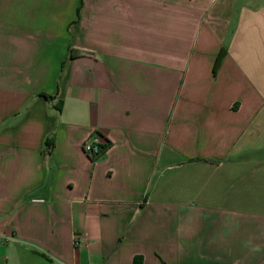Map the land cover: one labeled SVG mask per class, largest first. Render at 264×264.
I'll return each instance as SVG.
<instances>
[{
  "label": "crops",
  "instance_id": "obj_1",
  "mask_svg": "<svg viewBox=\"0 0 264 264\" xmlns=\"http://www.w3.org/2000/svg\"><path fill=\"white\" fill-rule=\"evenodd\" d=\"M0 264H264V0H0Z\"/></svg>",
  "mask_w": 264,
  "mask_h": 264
},
{
  "label": "built area",
  "instance_id": "obj_2",
  "mask_svg": "<svg viewBox=\"0 0 264 264\" xmlns=\"http://www.w3.org/2000/svg\"><path fill=\"white\" fill-rule=\"evenodd\" d=\"M98 137L92 135L88 140L82 143L81 149L89 158L99 155L102 152Z\"/></svg>",
  "mask_w": 264,
  "mask_h": 264
},
{
  "label": "trees",
  "instance_id": "obj_3",
  "mask_svg": "<svg viewBox=\"0 0 264 264\" xmlns=\"http://www.w3.org/2000/svg\"><path fill=\"white\" fill-rule=\"evenodd\" d=\"M219 60V56L217 57V60H216V63L215 64H217V61ZM215 67V66H214ZM101 149H102V152L99 154V155H97V156H94V157H91L90 159L91 160H95L96 158H98L102 153H103V151H104V149L106 148V145L105 144H102L101 146Z\"/></svg>",
  "mask_w": 264,
  "mask_h": 264
}]
</instances>
